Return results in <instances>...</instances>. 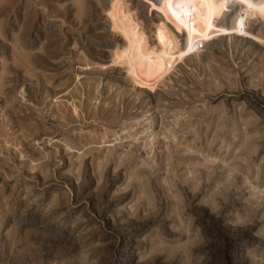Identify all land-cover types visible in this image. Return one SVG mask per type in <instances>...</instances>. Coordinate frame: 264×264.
I'll use <instances>...</instances> for the list:
<instances>
[{
	"label": "rangeland",
	"instance_id": "rangeland-1",
	"mask_svg": "<svg viewBox=\"0 0 264 264\" xmlns=\"http://www.w3.org/2000/svg\"><path fill=\"white\" fill-rule=\"evenodd\" d=\"M126 1L154 44L162 0ZM111 2L0 0V264H264V42L216 36L152 89ZM227 2L264 39V0Z\"/></svg>",
	"mask_w": 264,
	"mask_h": 264
},
{
	"label": "bare ground",
	"instance_id": "bare-ground-1",
	"mask_svg": "<svg viewBox=\"0 0 264 264\" xmlns=\"http://www.w3.org/2000/svg\"><path fill=\"white\" fill-rule=\"evenodd\" d=\"M227 3V0H162L161 4L155 6L163 13L165 21L155 24L152 32L155 42L151 44L129 3L126 0H112L109 17L124 39V44L114 51V64H123L136 84L142 86L144 82H149L150 85L153 81L155 84L162 81L161 78L180 62L198 55L203 42L216 39V36L233 34L264 42L263 38L248 29L247 22L256 13L251 5L237 13L230 26L221 24V20L219 22ZM168 23L175 29L169 27ZM174 31L183 35L184 42L178 41ZM150 86L152 89L157 87L153 84Z\"/></svg>",
	"mask_w": 264,
	"mask_h": 264
}]
</instances>
